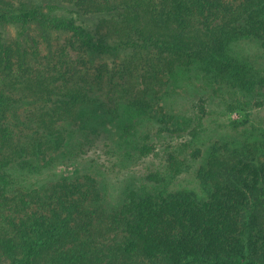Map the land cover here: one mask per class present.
<instances>
[{
	"label": "trees",
	"instance_id": "16d2710c",
	"mask_svg": "<svg viewBox=\"0 0 264 264\" xmlns=\"http://www.w3.org/2000/svg\"><path fill=\"white\" fill-rule=\"evenodd\" d=\"M73 1L93 26L53 25L69 28L84 54L128 53L109 79L105 63L90 74L66 50L49 71V52L28 30L42 26V12L0 5V26L12 17L29 35L0 30V264H264V128L178 157L184 143L162 170L131 167L154 150L149 124L195 131L169 101L191 79L206 96L201 114L217 93L229 112L264 106V63L241 45L264 51V0ZM90 135L112 146L117 175H129L122 186L96 158L55 169ZM193 165L199 191L168 186Z\"/></svg>",
	"mask_w": 264,
	"mask_h": 264
},
{
	"label": "rangeland",
	"instance_id": "374dc122",
	"mask_svg": "<svg viewBox=\"0 0 264 264\" xmlns=\"http://www.w3.org/2000/svg\"><path fill=\"white\" fill-rule=\"evenodd\" d=\"M2 1L11 0H0V5H4ZM17 5L21 1H27L28 5L34 9L39 10L44 15L42 20V26L37 29L36 26L29 25V32L31 35L37 39L39 46H41L42 53L49 52V71L52 70L51 62L54 55V60H56L57 54L61 50H66L69 54L68 58L75 61L79 60L80 64L85 63L83 68L88 70L89 73H96L98 67H101L105 63L106 69L102 67L101 71L106 79L110 78V74L118 72L120 62L124 55L128 53L115 54H105V55H90L88 52H84L78 49V44L73 43L72 40H76L73 36L72 31L69 28H56L53 23L54 21L64 18L68 20L72 25H76L79 28H89L93 26V18L83 17L82 11L78 10L77 6L74 4L73 0H14ZM11 13L12 8L9 7ZM1 12V11H0ZM7 14V13H6ZM49 19V20H48ZM95 19V18H94ZM26 25L22 21H15L12 17L7 18V22H3V26H0L6 35L14 38L20 36L28 39L27 34H24L23 26ZM248 53L249 57H256L258 60L264 63V51L257 48L256 44L248 41L241 44ZM59 50V51H58ZM85 58V59H84ZM86 60H88L86 62ZM105 69V70H104ZM117 74V73H116ZM187 79L184 76L183 80ZM182 81V80H180ZM200 80L191 79L187 84V89L184 90L183 87L177 89L178 93H173L169 95V101L174 102L176 107H178L179 114H186L192 117V128L195 129L193 132H185L181 134H169L160 130L158 124H149V129L147 131L152 136L150 142L153 145V152L140 157L132 159L131 167L140 173H146L147 171L154 172L156 170H162L163 160L165 154L172 151L173 148L177 146H182L184 143H188L185 148H180L178 152V157H183L188 154L194 148H201L202 150L208 146L210 141L214 139H223L231 134L242 131L243 129L254 128L257 132L264 128V106L263 107H253L247 109L246 111H233L229 112L224 107L223 102L225 94H214L215 96L206 100L205 104V114H201L199 109L195 104L199 102V97L202 95V84ZM206 97L205 95H202ZM238 121L239 125L234 127L232 122ZM189 129L188 131H190ZM93 136V137H92ZM89 140H83L88 142L85 145V151L81 152L75 159H63L60 163L55 166V169L60 170L66 174L70 173L74 168L78 167L79 161L91 160V158H96L95 162L101 164L102 169L111 172L110 181L113 187L118 188L122 186V181L125 177H128L126 172L117 175L118 169L113 166L116 161L115 153H112V146L107 143L104 137H96V135H90ZM94 143L93 146L88 147L89 144ZM205 152V151H204ZM112 153V154H111ZM62 161V162H61ZM92 161V160H91ZM194 165L187 170H183L176 177L171 179L169 187H186L189 189H194L199 191V186L194 178L193 174ZM117 175V176H115Z\"/></svg>",
	"mask_w": 264,
	"mask_h": 264
}]
</instances>
